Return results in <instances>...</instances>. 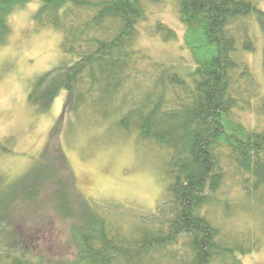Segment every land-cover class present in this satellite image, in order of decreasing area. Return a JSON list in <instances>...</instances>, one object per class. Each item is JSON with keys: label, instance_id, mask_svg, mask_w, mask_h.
Wrapping results in <instances>:
<instances>
[{"label": "trees", "instance_id": "obj_1", "mask_svg": "<svg viewBox=\"0 0 264 264\" xmlns=\"http://www.w3.org/2000/svg\"><path fill=\"white\" fill-rule=\"evenodd\" d=\"M33 1V20L60 32L72 62L46 72L28 102L44 111L64 90L65 113H91L166 157L155 209L124 223L81 196L54 145L19 177L0 173V264H242L238 255L255 252L264 235V127L241 121L245 111L264 121V94L242 60L259 31L264 73V11L254 0H176L185 67L143 51L146 9L160 0H0V47L11 15ZM152 35L176 39L160 22ZM46 207L66 225L70 258L30 244L38 220L24 214ZM235 215L258 217L262 231L231 229Z\"/></svg>", "mask_w": 264, "mask_h": 264}, {"label": "rangeland", "instance_id": "obj_2", "mask_svg": "<svg viewBox=\"0 0 264 264\" xmlns=\"http://www.w3.org/2000/svg\"><path fill=\"white\" fill-rule=\"evenodd\" d=\"M254 2L264 11V0ZM38 7L39 3L33 1L11 15L10 36L0 47V143L7 149L0 152V173L12 180L19 177L39 159H47L48 156L42 158L41 154L54 145L57 151L62 150L84 199L91 201L101 213L115 219L121 217L122 223L136 217L140 220L143 212H152L160 199L157 180L166 155L149 144L137 143L133 133L124 137L115 130V124L100 122L91 113L79 118L73 112L65 113L67 92L64 90L59 91L44 111L28 102L31 88L46 72L72 62L61 52L60 32L49 25L38 26L33 20ZM146 15L140 28L143 51L154 59L189 65L191 57L182 46L183 28L177 19L176 0H160L148 6ZM156 22L172 29L176 39L163 43L154 37ZM256 29L253 26L252 30ZM255 35V52L243 54L242 60L264 94L263 41L259 31ZM241 116L247 127H264V121L255 114L245 111ZM240 195L238 190H230L231 201H238ZM43 211L24 214L32 221L38 220L30 238L32 248L50 259L70 258L66 225L56 218L53 210L46 207ZM237 215L232 218L231 229H243L247 223L253 231L257 228L262 231L258 217L237 218ZM259 242L255 252L238 255L242 264H264V235Z\"/></svg>", "mask_w": 264, "mask_h": 264}]
</instances>
